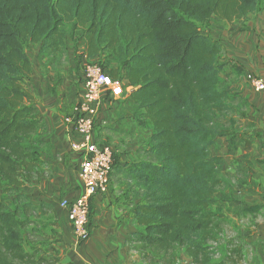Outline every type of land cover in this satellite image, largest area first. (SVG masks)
<instances>
[{
    "label": "trees",
    "instance_id": "trees-1",
    "mask_svg": "<svg viewBox=\"0 0 264 264\" xmlns=\"http://www.w3.org/2000/svg\"><path fill=\"white\" fill-rule=\"evenodd\" d=\"M261 1L0 0V264L58 262L56 249H47L55 235L35 219L52 206L33 204L16 187L31 182L45 145L24 45L40 43L44 56L64 53L65 25L90 61L128 81L132 103L152 127L144 159L129 169L139 197L130 242L141 257L148 264L243 259L236 238L222 237L231 197L221 191L223 158L211 147L233 119L230 92L219 88L221 44L204 25L213 16L246 17Z\"/></svg>",
    "mask_w": 264,
    "mask_h": 264
},
{
    "label": "crops",
    "instance_id": "crops-1",
    "mask_svg": "<svg viewBox=\"0 0 264 264\" xmlns=\"http://www.w3.org/2000/svg\"><path fill=\"white\" fill-rule=\"evenodd\" d=\"M204 31L221 44L219 61L225 66L219 71V88L234 93L240 100L239 107L232 109L233 123L223 136L228 140L224 147L227 149L230 141L240 142L231 157L237 160L241 153L240 159L250 160L254 167H262L264 91H256L247 76L252 74L264 80V8L230 22L213 16L204 25ZM29 59L32 74L34 78L37 74L38 79L33 80L32 91L38 97L37 109L44 122L42 139L45 145L38 155L42 164L33 179L17 186L16 190L33 204L46 203L55 211L57 228L49 248L56 249V264H148L136 245L130 242L131 233L138 229L131 210L139 197L129 169L133 163L144 159L143 150L152 127L142 110L132 103L128 81L114 79L122 92L113 96L105 93L101 100L96 133L113 149L114 165L108 190L91 198L90 234L88 239L79 242L60 202L82 192L80 152L70 147L79 137L71 131L65 116L83 90L82 67L86 63L78 59L71 62L69 74L59 65L54 69L51 64L44 65L42 61L47 57L40 56L39 62ZM220 142L217 137L214 143L220 151L211 150L219 156L223 150ZM256 230L264 241V219L257 224Z\"/></svg>",
    "mask_w": 264,
    "mask_h": 264
},
{
    "label": "rangeland",
    "instance_id": "rangeland-1",
    "mask_svg": "<svg viewBox=\"0 0 264 264\" xmlns=\"http://www.w3.org/2000/svg\"><path fill=\"white\" fill-rule=\"evenodd\" d=\"M262 8H264V1H261L258 6V9ZM64 29L66 34V50L64 53L44 56L39 51L40 43H26L24 45L25 52L35 62H39L38 59L40 56H42L43 59L47 57V60L42 61L44 65L51 64L53 69L59 65L60 69L64 72H67V70L71 68V62H76L77 59L80 63H82V61L86 64L89 63V59L81 52L83 48H76L74 45L69 25H65ZM97 61L100 63V60ZM68 72L70 74L71 70ZM65 75L67 74L65 73ZM33 80L34 82L38 81L37 74L35 78L32 74L29 81V89L35 96V104L37 105L38 97L34 94V91H32ZM237 98L238 97L235 96L234 93H230V106L232 109L233 107H239L240 100ZM231 113L232 110L229 112L228 118L231 117ZM230 126L231 124H229L227 120L224 121V131L226 133H228ZM220 139L221 142L219 144L222 146L221 148H223V150L221 149L222 154H220V156L223 158V163L219 169V173L226 180L221 191L223 190L231 197L230 202L223 204L227 222L223 227L222 237L224 240L236 238V243L243 246V259L238 264H261L264 262V241L260 238L261 235L257 233L256 228L257 224L264 219V164L262 167H254L250 160L244 158L240 159L241 153L238 154L239 159L236 160L235 157H231V152L236 150L237 145H241V143L230 141L226 149L224 147V142L226 144L228 140L223 136H221ZM211 150L217 152L220 151V148L218 145L214 144ZM217 196L219 199L220 194L218 193ZM255 205L259 206L257 211L250 213L245 210L246 207ZM35 219L42 223L45 235H54V231L57 228L55 211L42 209ZM44 246L45 245H43V247ZM26 247H29L28 243H26ZM47 249L49 250L50 248ZM180 260L184 262V257L181 256Z\"/></svg>",
    "mask_w": 264,
    "mask_h": 264
},
{
    "label": "built area",
    "instance_id": "built-area-1",
    "mask_svg": "<svg viewBox=\"0 0 264 264\" xmlns=\"http://www.w3.org/2000/svg\"><path fill=\"white\" fill-rule=\"evenodd\" d=\"M247 79L256 91H264L262 78L249 74ZM82 84L79 99L65 116V122L79 137L70 147L80 152L79 177L82 192L73 199H63L60 202L79 242L88 239L90 234L91 198L108 190L114 165L113 149L100 140L96 133L101 100L105 93L113 96L122 92L120 84L97 62H89L83 66Z\"/></svg>",
    "mask_w": 264,
    "mask_h": 264
}]
</instances>
